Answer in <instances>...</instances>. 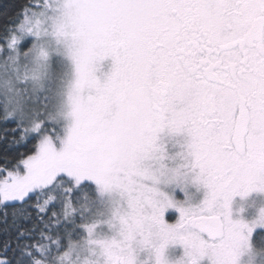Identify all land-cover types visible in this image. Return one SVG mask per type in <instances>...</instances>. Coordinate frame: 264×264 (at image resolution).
<instances>
[{
	"label": "snow or ice",
	"instance_id": "snow-or-ice-1",
	"mask_svg": "<svg viewBox=\"0 0 264 264\" xmlns=\"http://www.w3.org/2000/svg\"><path fill=\"white\" fill-rule=\"evenodd\" d=\"M252 194L264 0H0V264H264Z\"/></svg>",
	"mask_w": 264,
	"mask_h": 264
},
{
	"label": "rangeland",
	"instance_id": "rangeland-1",
	"mask_svg": "<svg viewBox=\"0 0 264 264\" xmlns=\"http://www.w3.org/2000/svg\"><path fill=\"white\" fill-rule=\"evenodd\" d=\"M252 201H255V207H248L247 214L254 213L262 204H264V196L252 194L248 198V203H251ZM237 203H239V199L237 200Z\"/></svg>",
	"mask_w": 264,
	"mask_h": 264
},
{
	"label": "trees",
	"instance_id": "trees-1",
	"mask_svg": "<svg viewBox=\"0 0 264 264\" xmlns=\"http://www.w3.org/2000/svg\"><path fill=\"white\" fill-rule=\"evenodd\" d=\"M5 238L3 236H0V242H3Z\"/></svg>",
	"mask_w": 264,
	"mask_h": 264
}]
</instances>
